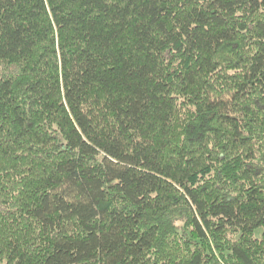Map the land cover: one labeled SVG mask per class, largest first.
I'll use <instances>...</instances> for the list:
<instances>
[{
    "label": "trees",
    "instance_id": "obj_1",
    "mask_svg": "<svg viewBox=\"0 0 264 264\" xmlns=\"http://www.w3.org/2000/svg\"><path fill=\"white\" fill-rule=\"evenodd\" d=\"M0 264H264V0H0Z\"/></svg>",
    "mask_w": 264,
    "mask_h": 264
}]
</instances>
